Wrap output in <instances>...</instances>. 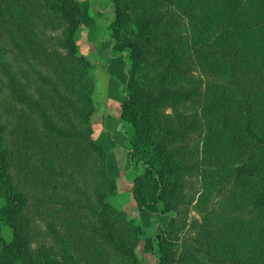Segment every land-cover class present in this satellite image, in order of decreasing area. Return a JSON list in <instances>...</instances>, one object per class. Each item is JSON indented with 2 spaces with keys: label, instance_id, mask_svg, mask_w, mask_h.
<instances>
[{
  "label": "trees",
  "instance_id": "1",
  "mask_svg": "<svg viewBox=\"0 0 264 264\" xmlns=\"http://www.w3.org/2000/svg\"><path fill=\"white\" fill-rule=\"evenodd\" d=\"M111 4L109 55L126 63L119 118L138 170L130 190L165 223L147 236L108 201L117 181L93 137L81 2L39 0L40 15L61 24L48 35L19 0H0V26L24 41L9 49L0 32V82L19 107L14 126L0 111V264H145L141 240L157 264H264V0ZM48 52L63 62L55 75L42 70ZM194 200L201 220L183 237L181 208ZM40 209L55 249L32 244Z\"/></svg>",
  "mask_w": 264,
  "mask_h": 264
},
{
  "label": "rangeland",
  "instance_id": "2",
  "mask_svg": "<svg viewBox=\"0 0 264 264\" xmlns=\"http://www.w3.org/2000/svg\"><path fill=\"white\" fill-rule=\"evenodd\" d=\"M19 2V8L25 11L29 18H32L38 22L41 21L40 26L46 32V34H58L61 24L53 17H49V15L48 17H43V15H40L39 10L43 11V9L39 8V0H19ZM92 2L93 4L95 3L96 7H99V9H105V11L101 12L100 14L98 13V25L95 26H97V34L98 36L100 35L99 38L108 40L105 27L113 18L111 0H94ZM82 3L84 5V2ZM48 13L49 11L46 12V14ZM11 25L16 29L15 25L11 23L8 24V27H11ZM89 30L90 29L88 26H86V28L80 26L76 35L77 40L89 36ZM0 32L3 35V42L9 49L12 48L13 44L16 42L21 44L24 43L21 34L17 33L19 30H14V33H12V38L7 32V28L0 26ZM48 53L40 55L42 57V70L47 74L52 73L55 75L57 73L56 71L63 66V62L59 54H53L51 52ZM58 53L61 54L62 52ZM93 64L94 68L92 69V74L95 78V86L93 89L95 111L92 115L93 137L106 149L107 168L109 174L112 175L117 181V192L116 194L109 196L108 201L114 208L123 212L127 219H133V221H135L138 225H141L145 230V234L149 236L157 231L156 225L158 223H165V216L148 214L138 210V207L131 194V182L129 181L138 172L136 168L129 169L128 165V144L126 143V134L130 125L119 118L123 90L121 88L118 91L119 95L114 94V96H112L109 94L111 88L115 86V82L112 78H110L112 82L106 80L107 74L111 75L108 71L110 67L108 62L106 60L104 61L100 59L93 62ZM115 92H117V89H115ZM14 105L15 104L12 103L7 97V91L0 82V111L3 114L5 120L12 122V124V118L14 116L12 114L15 110L19 109V107ZM12 126H14V124ZM11 136L12 135H10V138ZM198 186V180L196 177H193L192 186L191 184L186 183V190L189 193V197H192L195 192L199 190ZM217 200L218 199L214 197L212 202L209 203V208L217 209ZM30 207L33 210L32 204ZM181 210L183 211L182 219L186 220L187 225L190 224L193 219L201 220L200 211L196 207V200L192 201L191 203H187L181 208ZM44 214V211L40 209V216H37V219L34 223L32 244L34 247L46 246L55 249L57 247V242L51 236L48 237L49 234L47 233V224L42 218ZM54 224L57 226L58 230H60L57 220L54 221ZM182 231L183 237L192 236L195 233V230L191 229L189 225L186 226ZM2 233L4 234L5 238H9L10 234L8 228L4 227L2 229ZM143 243V240L139 241L134 248L137 257L145 264H157L154 254L150 251H145L143 248Z\"/></svg>",
  "mask_w": 264,
  "mask_h": 264
},
{
  "label": "crops",
  "instance_id": "3",
  "mask_svg": "<svg viewBox=\"0 0 264 264\" xmlns=\"http://www.w3.org/2000/svg\"><path fill=\"white\" fill-rule=\"evenodd\" d=\"M79 1L81 3L84 2V5L82 3V13L80 15V22H81L80 26L84 28L88 26V28L90 29L89 36L83 37L82 39L78 40L79 49L92 62L98 61L100 59L104 61L106 60L108 62L110 66L108 71L110 72L111 75L107 74L106 80L112 82V80L110 79L112 78L114 79L113 81L115 82V86L111 88V91L109 94H111L112 96H114V94L119 95L118 91L121 88L122 90H124L123 85H125V80H126L125 56L121 55L117 57H111L109 55V49L111 47V42L108 40H103L98 37V34H97L98 29H97V26H95V25H98L97 15L105 11V9L104 8L99 9V7H96V4L95 3L93 4L92 2L94 0H79ZM76 35H77V32H76ZM115 89H117V92H115Z\"/></svg>",
  "mask_w": 264,
  "mask_h": 264
}]
</instances>
